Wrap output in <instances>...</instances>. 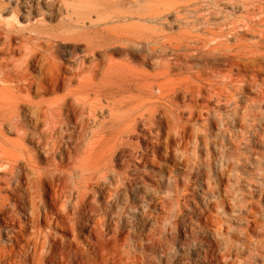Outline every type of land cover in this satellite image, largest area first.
<instances>
[{
    "label": "rangeland",
    "instance_id": "rangeland-1",
    "mask_svg": "<svg viewBox=\"0 0 264 264\" xmlns=\"http://www.w3.org/2000/svg\"><path fill=\"white\" fill-rule=\"evenodd\" d=\"M142 2L145 5L139 16L129 4L112 8L106 25L108 34L93 38L85 30L64 32L68 39L61 40L56 57L63 76L72 77L76 72L78 61H66L70 52L83 59L84 72L56 91L31 94L33 102L49 103L61 99L66 88H75L86 78H91L97 91L120 92L124 83L117 66L131 71L127 80L152 87L150 97L139 91L116 95L126 102L137 96L132 103L114 106L116 115L125 114L137 104L142 111L155 110L163 121L158 132L163 142L159 152L151 155L146 141L135 136L131 140L138 146L137 153L125 152L130 158L127 165L120 163L119 157L113 161L123 183H136L133 185L139 200L134 201L131 189H121L108 203L104 199L94 202L93 193L89 195L90 203L97 207L92 221L101 230L98 243L105 257L102 261L264 264V0ZM91 18L95 19L94 14ZM59 19L57 14L47 20L46 29L57 27ZM90 40L99 45L104 41L105 54L99 51L86 58L82 50ZM0 57L21 60L23 52L21 49ZM92 60L99 65L93 74L89 72ZM28 74L34 80L40 78L36 69H29ZM89 98L94 101L93 95ZM97 98L106 105L103 97ZM43 129V124L37 127ZM144 134L148 136L144 127L138 126L137 135ZM0 146L6 150L0 164L12 163L23 155L21 148L36 150L6 128L1 131ZM45 166L42 159L35 165ZM8 172V166L0 165L2 197L10 196L5 189ZM22 172L31 173L28 168ZM77 179L75 174L73 181ZM115 182L111 180V184ZM75 185L71 183V187ZM8 203L9 207L14 204ZM55 226L45 224L42 230L49 235L51 245L68 247L67 256L58 254V259L46 264H82L74 259L73 252H90L96 241L94 233L83 229L75 237ZM5 236L1 242L9 244ZM110 253L121 256L119 262H112Z\"/></svg>",
    "mask_w": 264,
    "mask_h": 264
},
{
    "label": "bare ground",
    "instance_id": "bare-ground-1",
    "mask_svg": "<svg viewBox=\"0 0 264 264\" xmlns=\"http://www.w3.org/2000/svg\"><path fill=\"white\" fill-rule=\"evenodd\" d=\"M127 4L136 9L137 16L145 5L142 0H116L109 3H93L89 0H0V54L21 49L23 52L21 60L10 61L0 57V134L4 128L8 132L15 131L20 141H28L36 149L21 148L23 155L12 163L6 161L0 164L8 166L5 189L10 194L2 197L0 193V264H46L58 259V254L61 258L67 256L65 251L68 247L64 249L62 245L63 248L58 249L56 245H51L49 235L42 230L43 225L51 223L75 237L83 229L89 234L94 233L96 241L92 244V251L73 252L74 259L82 264H105L102 261L105 259L104 253L98 243L101 230H98L97 222L92 221L97 207L92 206L89 195L93 193L94 202L104 199V203H108L121 189L127 192L131 189L135 192H132L134 201L140 198L133 185L136 183H123L113 161L119 157L120 163L127 165L130 158L126 157L125 152L137 153L138 146L131 140L135 136L146 141L149 145L146 149L151 155L159 152L163 141L158 132L163 121L157 118L155 110L142 111V106L138 104L128 108L121 116L113 110L116 105L132 103L137 99V96L127 102L116 99L120 93L139 91L150 97V84L132 83L133 80H127L131 71L127 67L117 66V70L122 72L118 77L124 83L120 92L97 91L91 78H86L78 81L75 88H66L61 99L49 103L42 100L33 102L31 99L32 93L39 96L56 91L71 80L79 79L80 73L84 72L83 59L70 52L66 53V61H78L76 72L72 77L63 76L62 66L56 57L61 40L68 39L64 32L70 29L85 30L93 38L108 34L106 25L110 10ZM57 14L60 17L58 26L46 29L47 20ZM19 25L25 27L18 28ZM106 48L104 41L99 45V42L90 40L82 53L86 58L93 57L99 51L104 53ZM98 67V63L92 60L89 72L95 73ZM31 68L38 71V80L29 76L28 70ZM158 90L161 93L160 87ZM89 95H93L94 101L90 100ZM164 95L168 96L161 94ZM99 96L104 98L105 106L101 105V100L97 98ZM41 124L44 129L37 130ZM138 126H143L148 136L137 135ZM29 128L34 131L29 132ZM2 154H6V150L0 146V160H3ZM39 159L46 164L43 168L39 167L40 170L35 167L39 165ZM23 168H28L31 173L24 174ZM75 174L78 179L73 181ZM111 180H116L115 184H111ZM71 183L76 185L71 187ZM12 201L14 204L9 207L7 203ZM41 210L44 214H41ZM4 234L9 244L1 242ZM108 258L112 262H119L121 256L114 253Z\"/></svg>",
    "mask_w": 264,
    "mask_h": 264
}]
</instances>
